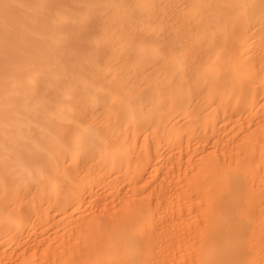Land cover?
<instances>
[{
    "label": "bare ground",
    "instance_id": "6f19581e",
    "mask_svg": "<svg viewBox=\"0 0 264 264\" xmlns=\"http://www.w3.org/2000/svg\"><path fill=\"white\" fill-rule=\"evenodd\" d=\"M264 0H0V264H264Z\"/></svg>",
    "mask_w": 264,
    "mask_h": 264
},
{
    "label": "rangeland",
    "instance_id": "374dc122",
    "mask_svg": "<svg viewBox=\"0 0 264 264\" xmlns=\"http://www.w3.org/2000/svg\"><path fill=\"white\" fill-rule=\"evenodd\" d=\"M253 169L248 173L249 184L252 185V196L254 203L257 206V214L264 212V153H262L261 158L254 160ZM261 227L263 228L264 235V219H258Z\"/></svg>",
    "mask_w": 264,
    "mask_h": 264
}]
</instances>
